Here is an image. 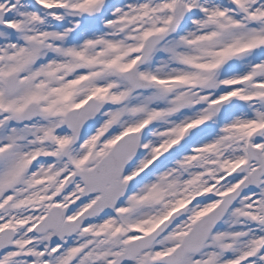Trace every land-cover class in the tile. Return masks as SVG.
I'll list each match as a JSON object with an SVG mask.
<instances>
[{
	"label": "snow or ice",
	"instance_id": "6c2138e0",
	"mask_svg": "<svg viewBox=\"0 0 264 264\" xmlns=\"http://www.w3.org/2000/svg\"><path fill=\"white\" fill-rule=\"evenodd\" d=\"M0 264H264V0H0Z\"/></svg>",
	"mask_w": 264,
	"mask_h": 264
}]
</instances>
